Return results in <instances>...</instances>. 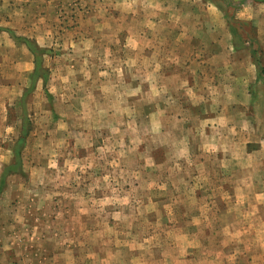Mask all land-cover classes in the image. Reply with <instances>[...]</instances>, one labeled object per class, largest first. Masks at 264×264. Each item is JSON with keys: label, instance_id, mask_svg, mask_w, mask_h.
<instances>
[{"label": "rangeland", "instance_id": "1", "mask_svg": "<svg viewBox=\"0 0 264 264\" xmlns=\"http://www.w3.org/2000/svg\"><path fill=\"white\" fill-rule=\"evenodd\" d=\"M215 1L231 19V50L240 61L225 69L218 65V78L236 84L237 98L248 100L247 108L233 110L225 97L217 111L246 117L259 138L264 27L253 15H262L260 3L249 11L244 8L256 1ZM100 2L103 11L87 19L85 0H55L45 18L54 29L33 27L31 35L5 28L2 36L0 27V172L23 117L28 126L21 170L7 177L0 193V264H262L264 206L227 201L228 152H217L211 140H190L189 154L180 155L174 145L181 126L163 122L164 93L147 91V60L138 61V50L125 42L132 34L128 6ZM3 9L8 7L0 8L1 19L10 12ZM18 37L43 49L44 78L32 83L34 57ZM77 37L92 40L76 46L71 40ZM245 56L256 81L241 93L240 80L245 85L248 77ZM149 102L160 108L151 111ZM206 110L198 109L202 118L210 115ZM258 138L244 149L264 148ZM220 144L229 146L227 139Z\"/></svg>", "mask_w": 264, "mask_h": 264}, {"label": "crops", "instance_id": "2", "mask_svg": "<svg viewBox=\"0 0 264 264\" xmlns=\"http://www.w3.org/2000/svg\"><path fill=\"white\" fill-rule=\"evenodd\" d=\"M100 1L85 0V3L90 5L87 19H91L98 12L103 11ZM114 1L116 4L128 6L124 12H131L132 34L125 39V42L133 44V48L138 50L135 53L138 61L147 60V72L144 73L147 91L153 96H156L157 93H164L163 110L159 111L161 115H165L163 122L181 126L178 133L179 141L176 142L177 145L176 143L174 145L178 149L180 148V155L189 154L190 140L196 141V139L203 140L205 138L211 140L217 152L220 150V152L223 150L228 152L226 155L229 158L231 172L229 170L230 189L226 196L227 201L264 206V160L258 158L260 156L264 158V148L259 149L256 153H249L244 149L248 141L258 137L248 130L246 117L242 118L233 114L234 109L247 108L248 100L242 102L240 98H237L236 84H221L218 78V65L222 64L225 69L240 63V61L237 62L236 53H232L233 45L236 43L233 38L235 32L231 31L229 16L220 13L224 11L223 7L219 8L215 0ZM248 1L256 2L244 10H254V6L260 3L257 6H260L259 10L262 11V15H253V18L260 19V26L264 27V0ZM2 6L8 7L2 12L10 11L9 15L3 17L4 19L0 17V27H3L1 28L2 36H5L3 30L5 28H24L23 32L19 33L23 36L31 35L30 29L33 27L39 32L47 26L48 29L53 28L52 24H47L49 21L45 18L47 17L46 11L55 8V0H3ZM122 20H124L123 16ZM6 32L11 33L8 30ZM113 38L114 36L105 39V42H113ZM91 40L92 38L80 39L77 37L71 41L78 46L80 43H91ZM95 40L97 41V39ZM199 45H204L203 49ZM158 52L163 54V58L157 59ZM83 54L85 58L89 55L86 52ZM248 58L249 56H245L241 59V64L245 63L244 66L247 67L248 75L245 85L240 80L238 91L241 93L248 92L249 86H253L256 81V73H253L248 67V63H250ZM197 59L201 66H193ZM187 61H190L189 66H187ZM208 71L211 72L210 78L206 77ZM239 73V78H244L242 72L239 71ZM159 77H162V81H157ZM139 86L140 83L135 81L133 89L137 88L138 90ZM205 93L206 95L203 96ZM184 94L188 96L183 97ZM225 97L228 98L227 107L233 108L232 112H227L230 114L228 116L217 111L226 102ZM202 100L204 103H201ZM216 100L220 104L216 103ZM149 106L152 108L151 111L159 107L155 103ZM201 107L207 109L206 112L210 115H205V118H202L198 112ZM256 107H262V105L259 104ZM262 123L264 124V115ZM182 125L185 127L182 128ZM224 139L229 142L227 148L220 144V141ZM241 139L243 141L240 142ZM258 139L263 140L264 136L259 133ZM250 156L253 159L250 160L251 165H247L250 164L246 163L248 162L247 157ZM240 163L244 164L240 169H237V165L239 166ZM263 228L261 227L259 231H263Z\"/></svg>", "mask_w": 264, "mask_h": 264}, {"label": "trees", "instance_id": "3", "mask_svg": "<svg viewBox=\"0 0 264 264\" xmlns=\"http://www.w3.org/2000/svg\"><path fill=\"white\" fill-rule=\"evenodd\" d=\"M263 1V0H259ZM19 39L26 47L27 49L31 52L32 56L34 57V66L31 71L30 77L32 79V83L36 77H45L46 71L45 68L41 64V60L39 57V53L43 52V49H41L39 46H37L32 40H29L25 37H18ZM259 74H261L263 83H264V69L262 67H259ZM33 86V84H31ZM25 93H23L24 95ZM28 133V126L27 122L25 120V117L22 118L21 121V130L19 132V135L13 145L12 148V156L11 159L9 160L8 163L4 164L1 168L0 172V193L2 189L4 188L6 184V179L9 175L11 174H16L19 173L21 170V148L24 145L25 138Z\"/></svg>", "mask_w": 264, "mask_h": 264}]
</instances>
